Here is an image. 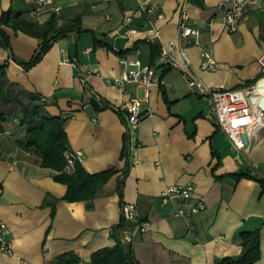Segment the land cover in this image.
<instances>
[{"label": "crops", "instance_id": "crops-1", "mask_svg": "<svg viewBox=\"0 0 264 264\" xmlns=\"http://www.w3.org/2000/svg\"><path fill=\"white\" fill-rule=\"evenodd\" d=\"M147 1L154 5L151 13H138V0H53L58 12H45L38 22L30 14L38 0H0V17L11 9L12 21L18 14L42 24L54 15L59 25L82 27L57 37L27 67L23 63L39 51L41 39L0 26L11 44L8 49L0 39V64L7 63L0 83V222L10 244L8 251L0 250V264H58L65 252L75 253L78 264H93V252L119 241L133 249L140 264H221L240 255V233L257 228L261 256L252 264H264V188L257 180L264 178V126L249 135L248 145L235 148L215 125L210 97L188 83L194 77L209 87L238 88L260 74L264 2L249 7L230 31L222 12L230 0ZM182 11L211 45L215 70L201 68L198 45L183 44L190 64L174 50L179 64L165 67L148 95L143 86L107 82L128 70L121 56L138 52L149 63L159 57L154 46L179 40ZM128 28L135 32L128 34ZM127 94L142 99L147 113L135 130L121 109ZM37 105L42 115L65 119L67 145L82 153L86 171L114 169L93 199L66 200L67 185L55 178L59 172L43 166L35 148L24 146L27 115ZM244 173L251 176L238 177ZM181 184L193 185V199L206 204L190 218L193 229L175 215L174 201L162 199L166 187ZM123 203L136 205L139 217L149 222L147 231L123 219Z\"/></svg>", "mask_w": 264, "mask_h": 264}, {"label": "built area", "instance_id": "built-area-1", "mask_svg": "<svg viewBox=\"0 0 264 264\" xmlns=\"http://www.w3.org/2000/svg\"><path fill=\"white\" fill-rule=\"evenodd\" d=\"M140 12L151 13L154 5L147 0H138ZM264 0H230L229 5L224 8L223 22L230 31L237 30L239 23L246 10ZM53 0H38V7L30 11L31 16L36 17L38 22H43L41 17L45 12H58L59 6L52 5ZM132 19V15L127 16V21ZM213 22L208 23L209 30L212 29ZM135 29L128 28L127 33L132 34ZM156 35H158V32ZM201 31L199 28L191 25L189 13L182 11L180 21V38L177 41H171L160 45L159 57L149 63H144L138 52L127 53L120 57L123 64L128 65V70L120 77L109 78L107 82L124 87L128 84L143 86L147 95L151 86L160 81L162 70L167 66H177L178 60L173 55V51L179 49L181 56L185 60V65L190 64L187 52L183 49V44H196L200 47L201 68L215 70L217 61L213 54L210 44L204 43L200 39ZM91 48H88L89 52ZM260 73L264 72V54L259 57ZM264 78L260 77L253 85L226 88L223 86L209 87L201 80L194 77H188V83L191 88H197L200 92L207 94L211 100V110L215 116V125L219 127L232 141L235 148L242 149L246 145L242 137L243 133L248 136L264 126V109L260 106V99L264 94L255 89V86ZM123 104L121 109L124 111L131 130L137 129L139 123L147 115L142 109V99L137 96H130ZM95 100H99L97 94ZM86 106V105H85ZM80 151H67L65 157L69 166H72L75 159L81 158ZM193 185H171L162 191L163 201H174L175 215L183 216L191 229L193 224L190 218L202 211L206 204L202 199H193ZM121 214L125 221L134 222L135 230L147 231L149 222L139 217L136 205L134 203H123L121 205ZM5 229L0 222V250L8 251L10 249L9 241L5 238ZM131 239L128 235L122 238L126 243Z\"/></svg>", "mask_w": 264, "mask_h": 264}, {"label": "trees", "instance_id": "trees-1", "mask_svg": "<svg viewBox=\"0 0 264 264\" xmlns=\"http://www.w3.org/2000/svg\"><path fill=\"white\" fill-rule=\"evenodd\" d=\"M1 24L12 26L14 29H22L41 39L39 51L31 58L30 61L23 63L25 66H31L40 60L42 55L49 48L51 42L57 37L73 30L82 28L74 24H57L55 16H50L44 23H34L27 20L19 19L18 14L12 21V10L4 11L0 17ZM0 36L2 44L8 49L11 48L9 37L1 30ZM98 44H105L99 41ZM160 53V47L154 46ZM122 54V53H120ZM157 55V56H158ZM156 57L154 58V60ZM7 63L0 64V83L5 80L7 72ZM166 69V68H165ZM264 72L257 77L247 79L240 87L253 85ZM97 106V104H95ZM28 112L25 111V115ZM27 131L25 133L24 146L35 148L42 156V164L45 167L57 170L59 174L55 176L67 185V191L64 198L68 201L90 200L95 197L97 192L103 188L105 183L114 174V169L110 168L101 172L90 173L85 170L79 159H75L72 166H69L65 153L71 151L68 147V136L64 128L65 119L62 116H45L42 115L37 106L27 115ZM2 127L0 126V129ZM125 159L126 168L129 166L128 153L125 149L122 153ZM240 176H251L247 173ZM254 178H257L253 176ZM264 188V178H257ZM123 183L118 182L117 191L122 193ZM121 227L119 224L116 228ZM242 251L237 258H226L221 264H252L261 256V234L260 229L242 231L240 233ZM93 264H140L134 255L130 246H125L120 241L113 247H104L93 252L91 257ZM79 257L73 252H65L58 256V264H78Z\"/></svg>", "mask_w": 264, "mask_h": 264}, {"label": "water", "instance_id": "water-1", "mask_svg": "<svg viewBox=\"0 0 264 264\" xmlns=\"http://www.w3.org/2000/svg\"><path fill=\"white\" fill-rule=\"evenodd\" d=\"M0 39H1V37H0ZM260 106L264 109V96H262V98L260 99ZM241 138H243L245 145L249 144V138L250 137L248 136L247 133H243Z\"/></svg>", "mask_w": 264, "mask_h": 264}, {"label": "bare ground", "instance_id": "bare-ground-1", "mask_svg": "<svg viewBox=\"0 0 264 264\" xmlns=\"http://www.w3.org/2000/svg\"><path fill=\"white\" fill-rule=\"evenodd\" d=\"M255 89L257 91H260L262 94H264V83H262V81H259V83L255 86Z\"/></svg>", "mask_w": 264, "mask_h": 264}]
</instances>
